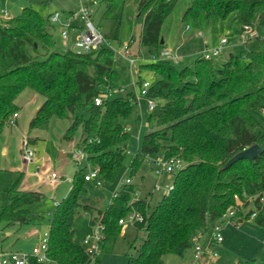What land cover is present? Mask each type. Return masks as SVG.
Listing matches in <instances>:
<instances>
[{
    "label": "trees",
    "instance_id": "16d2710c",
    "mask_svg": "<svg viewBox=\"0 0 264 264\" xmlns=\"http://www.w3.org/2000/svg\"><path fill=\"white\" fill-rule=\"evenodd\" d=\"M124 4L125 0H108L102 13L107 23L104 30L100 28L105 41L86 53L56 50L57 23L51 21V14L43 16L31 5L9 20L0 17V124L18 113L16 99L30 88L45 98L30 127L45 128L54 115L71 119L64 138L70 141L81 130L79 146L105 182H115L120 175L130 140L122 120L137 105L136 91L120 84L123 77L115 67L120 57L112 46V40L120 37ZM173 8L174 0H139L135 22L141 24L139 43L149 54L156 56L165 47L163 24ZM234 12H239V33L256 21L259 30L264 0H191L182 21L185 27L202 29L210 19H226ZM149 56L138 64L136 84L141 88L146 80L142 73H154L145 95L157 103L147 116L149 130L140 150L130 162L131 182L122 184L108 207L99 209L87 226L88 232L97 223L104 226L100 252L89 253L75 238L79 208L92 207L78 201L87 182L84 173L73 180L69 196L52 214L50 261L31 257L29 264H101L102 252L121 235L119 220L131 211L143 216L134 225L145 236L126 264H168L165 255H183L197 231H209L234 207L233 218L252 219L264 233L260 200L264 193V38L259 34L248 39L223 63L199 56L193 65L180 67V61ZM96 97L102 98L101 104L95 103ZM254 144L262 148L257 157L225 167L235 154ZM147 153L178 157L185 163L174 175L172 189L151 209L148 200L135 199L132 182ZM22 176L18 173L7 188L15 193L0 213L8 226L27 223L30 215L24 206L41 197L39 192L17 189ZM235 195L242 208L236 205ZM136 241L137 237L131 249ZM237 264L264 261L247 259Z\"/></svg>",
    "mask_w": 264,
    "mask_h": 264
},
{
    "label": "rangeland",
    "instance_id": "374dc122",
    "mask_svg": "<svg viewBox=\"0 0 264 264\" xmlns=\"http://www.w3.org/2000/svg\"><path fill=\"white\" fill-rule=\"evenodd\" d=\"M6 0H1L3 6ZM10 5V13H14L13 8H19L20 5H31L37 9L43 16L49 13L59 12L62 16H66L70 11L69 8L77 10L79 5L78 0H8ZM139 0H125L123 18L120 28V37L118 40H112V46L118 51H122L124 44L128 43L131 52L137 58V69L140 61H146L149 55V49L141 46L139 43V36L141 32V24L135 22V17L138 13ZM191 0H174V8L169 13L163 24L162 34L167 41L166 45H175L177 41L182 42V37L187 34L191 40V50L195 51L194 56L190 58H180V67L184 65H193L196 58L202 55L204 49L203 36H196L198 30H201L205 39L210 44L220 39V36H226L228 43L225 50L214 59L218 63H223L227 60L230 52H234L237 47L243 43L240 34L237 31L239 28V12L232 13L226 19L212 18L208 24L202 29H185L182 21V15L189 6ZM23 3V4H22ZM108 0H99V5L96 7L93 14V21L99 28L105 29L106 20L102 19V13L107 8ZM258 21L253 25L258 29ZM53 30L55 37V49L58 51H65L67 49L76 50L73 40L66 43L58 33V26ZM185 31V32H184ZM184 32V33H183ZM259 34L264 38V15L261 18L259 25ZM171 38V39H170ZM169 41V42H168ZM239 42V43H238ZM239 44V45H238ZM237 45V46H236ZM185 46V45H183ZM117 57H119L117 53ZM128 66V70L126 69ZM123 77L121 83L127 90H138V85H133V72L129 63L124 57L117 58V65L115 66ZM136 69V68H135ZM134 71V70H133ZM136 72V70H135ZM138 73V72H136ZM137 75V74H136ZM146 80L151 83L155 78L152 72H144ZM138 93V91H136ZM44 96L35 93L30 88H25L17 97L16 103L19 106L18 116L14 118L11 115L8 121L0 124V213L4 205L7 203L10 196L14 192L7 190L10 187L11 181L18 176V173L23 171L17 168L22 166L21 148L22 140L29 139L31 145L35 147L39 153L36 164H28L29 171L36 169L49 168L58 175V182L51 184L44 181L39 182V178L28 175L27 182L39 191L41 197L39 200L27 204L24 207L28 209L30 215V222L18 223L15 226L7 225V221L0 220V244L3 243L4 248L19 250L23 249L30 251L33 245L40 242L39 237H43L44 232L49 231L52 214L56 208L54 201H62L70 194L73 180L86 174L91 169V164L85 158L77 161L74 152H78L81 147L80 138L81 130L78 129L74 138L67 141L64 136L67 129L71 126V119L60 118L52 116L45 128H31L32 119L37 113V110L44 102ZM150 110L148 107V99L142 96L140 103L135 105L134 112L125 120H122L123 125L130 133V140L127 146V155L124 159L123 166L118 179L115 182L102 181L101 185H95L92 181H87L82 189L79 202L81 204H89L90 210H85L84 207L79 208V211L74 220L75 238L79 242H83L87 234V226L92 214L98 215L99 209L107 208L111 202L113 193L121 184L120 180L129 176L130 162L134 157L136 151L140 150L142 138L149 130L147 124V116ZM14 118L15 122H11ZM66 151V156L60 158V152ZM161 153L154 155L160 156ZM12 170V171H11ZM16 170V171H15ZM24 178V173L22 179ZM174 175L157 176L146 160L138 168L137 172L132 176V182L135 184V199H146L149 201L150 209L156 206L162 196L167 193L165 185L172 183ZM22 182V181H21ZM20 184L22 185V183ZM160 185L161 189L156 190L155 186ZM20 187V185H19ZM18 190L22 191V189ZM27 188L29 186L27 185ZM120 189V187H119ZM28 191V190H24ZM251 207V205L249 206ZM249 207L247 209H249ZM235 209L231 208L227 215L231 219L235 213ZM93 212V213H92ZM95 216V217H96ZM229 218L223 223L222 232L224 240L220 243H214L213 249L219 253L217 260L211 261V264H237L247 259H256L257 261H264V233L259 226H257L252 219H244L239 221L235 218L234 221L229 222ZM238 222V223H235ZM33 228L36 234H29L27 232ZM6 229H10L13 234V242L10 245V238L6 237ZM16 234V232H18ZM122 235H120L111 249H106L101 254V264H126L130 254H136V248L142 242L145 232L138 231L131 220L126 221V228L122 226ZM121 232V233H122ZM8 236V235H7ZM11 237V238H12ZM137 237L135 247L131 249L130 243ZM15 244V245H14ZM85 247V246H84ZM16 248V249H15ZM164 259L168 264H196L193 258V250L189 248L183 255L167 254Z\"/></svg>",
    "mask_w": 264,
    "mask_h": 264
},
{
    "label": "built area",
    "instance_id": "2783aa9c",
    "mask_svg": "<svg viewBox=\"0 0 264 264\" xmlns=\"http://www.w3.org/2000/svg\"><path fill=\"white\" fill-rule=\"evenodd\" d=\"M99 5V0H82L78 10L73 11L66 16H62L59 12L52 13L50 19L53 23L58 25V33L62 39L68 43L73 40V44L76 48L75 51L79 53H86L91 50L97 49L104 41L105 37L102 30L96 26L93 21V14L95 13L96 7ZM0 17L4 20H9L11 17L8 15L7 11L0 9ZM189 26L187 25V28ZM259 35V30L253 25H244L243 31L240 33V38L245 43L248 39L254 38ZM228 43V38L226 36H220L219 42L214 46H206L202 52V57L205 59H214L218 57L226 48ZM178 47H164L160 50L159 54L152 56L151 59H171L175 62H179L181 56L176 51ZM119 57L122 56L129 63L131 70L137 71V58L135 54L131 52V48L128 43L124 44L122 51L117 52ZM136 68V69H135ZM150 86L149 80H145L141 88H138V93L136 92L137 104L140 103L142 96L148 99L149 110H152L157 103V100L148 98L145 94ZM102 98L96 97L95 103L101 104ZM264 116V109H263ZM14 118L18 116L15 113ZM12 118L11 122H15ZM77 161L82 158L86 159V154L82 147L78 149V152H74ZM38 156L37 149L33 147L29 139L25 138L22 140L21 148V159L25 164H32L36 161ZM145 160L151 164V168L157 176L162 175H175L180 169L185 166L184 161L178 157L165 158L163 155L154 156L147 153L145 155ZM39 167L37 168L36 174H40ZM87 181H93L97 186L101 185L102 179L99 176V168L97 166L91 165V169L88 173L84 175ZM44 178L51 184H56L58 182V175L54 171L46 170L44 173ZM121 184L118 186L117 190L124 183H130L131 179L129 177L120 180ZM173 187V182L165 185L166 192H169ZM156 190H160V185L155 186ZM116 191L114 193H116ZM236 205L240 208L243 207V203L237 195ZM260 200L264 202V193L262 194ZM58 204V203H57ZM235 208V207H234ZM228 213V212H227ZM224 214L221 220L216 223L215 226L211 227L209 231H197L192 237V250L193 258L196 264H211V261L217 260L219 253L215 251L212 247L214 243H221L224 240V234L222 232L223 222L227 220L228 215ZM254 215V214H253ZM230 219V218H229ZM131 220L133 223L135 221L143 220V216L136 211H131L126 217L121 218L119 223L125 228L126 221ZM103 229L104 226L101 223H97L90 232H88L83 240V245L89 253L97 254L101 250V243L103 240ZM48 250V232H45L44 236L40 242L32 247L30 251L26 250H2L0 251V264H29L31 257H36L38 261L48 262L50 258L47 254Z\"/></svg>",
    "mask_w": 264,
    "mask_h": 264
},
{
    "label": "crops",
    "instance_id": "0c3cea01",
    "mask_svg": "<svg viewBox=\"0 0 264 264\" xmlns=\"http://www.w3.org/2000/svg\"><path fill=\"white\" fill-rule=\"evenodd\" d=\"M79 1V5L81 4V1L82 0H78ZM23 4V3H22ZM26 6H29V5H20L19 6V8H16V9H14L13 8V5H12V10L14 11V13H10V5H9V1L8 0H6L5 1V5L3 6V4L1 3V0H0V9H3V10H5V11H7V13H8V15L10 16V17H13V16H16V15H18L21 11H22V9L24 8V7H26ZM80 7V6H79ZM78 7V8H79ZM69 12H68V14L69 13H71V12H73V11H75V10H73V8H69ZM78 10V9H77ZM49 14H52V13H49ZM185 29H189V27L187 28V26H186V28ZM200 31L201 30H198V32H197V34H195L197 37L198 36H200V37H202L203 36V38H204V40H203V43H204V48L206 47V46H209V47H211V46H214V45H216L218 42H219V40L216 42V44H214V43H212V44H210V42H208L205 38L206 37H204V35H203V33L201 32L200 33ZM185 32V31H184ZM183 32V33H184ZM240 34V33H239ZM171 39V38H170ZM191 38L190 37H188L187 36V34L185 35V36H183L182 37V42L181 43H179V41H177L176 43H175V45H166L165 47H178V49L176 50L179 54H180V56H181V58H190V57H192V56H194L193 54L195 53V51H193V50H191ZM167 42V41H166ZM166 42H165V44H166ZM169 42V41H168ZM72 43H73V41H72ZM239 43V42H238ZM183 45H185V46H183ZM239 45V44H238ZM237 46V45H236ZM204 50V49H203ZM225 50V49H224ZM203 52V51H202ZM196 54V53H195ZM202 56V55H201ZM200 56V57H201ZM131 72H133L135 75H133V85L135 86V85H137L136 84V80H137V78H138V73H136L135 71H131ZM137 74V75H136ZM141 75H143L144 76V73H142ZM145 77V76H144ZM137 91V90H136ZM63 151H66L64 148H63V150L61 151V156H60V158H62V157H64V156H66V152H63ZM37 153H38V151H37ZM38 156H39V153H38ZM38 156H37V159H36V161L34 162L35 164H36V162H37V160H38ZM34 163H32V164H34ZM31 165V164H30ZM39 167V165H37L36 166V169L35 170H33V171H29V173L30 174H32L33 176H36V177H38L39 179V182H41V181H44L45 180V178H44V173H46V170L47 169H49V168H42V170H40L39 169V171H41L40 172V174H36V171H37V168ZM28 168H29V165H27V164H25V163H23L22 162V166L21 167H19V168H17L18 170H21V171H23V173H24V178L22 179V185L20 184V187H19V189H22V190H28V191H36V192H39L37 189H35V188H32L33 186H31L28 182H27V177H28V175H30V174H28ZM40 168V167H39ZM12 171V170H11ZM16 171V170H15ZM46 182H48L47 180H45ZM49 183V182H48ZM27 185L29 186V188H27ZM72 188V187H71ZM60 201H58V200H55L54 201V205L56 206L57 205V203H59ZM93 213V212H92ZM96 215L93 213L92 214V218H94ZM91 218V219H92ZM31 218H29V220H28V223L31 221L30 220ZM90 219V220H91ZM232 219H235V218H232ZM231 219V217H230V219H229V222H231V221H234V220H232ZM224 223V222H223ZM235 223H238V222H235ZM16 224H18V223H16ZM16 224H13L12 226H15ZM126 228V227H125ZM36 230L35 229H33V228H31L30 230H29V232H27V235H29V234H36V232H35ZM48 232V231H47ZM6 233H8L7 235L5 234V236L6 237H9L10 238V242H9V244L11 243L12 244V242H13V240H14V238L12 237L13 236V234L11 233V230L10 229H6ZM17 233H19V231L18 232H16V234ZM87 233H88V231H87ZM124 232H122L121 233V235L123 234ZM44 234H45V232H44ZM44 236V235H43ZM12 237V238H11ZM42 239V236L41 237H39V240H41ZM3 243H5V242H1V244H0V251H2V250H14V249H9V248H4L3 247ZM10 244V245H11ZM220 244V243H219ZM15 245V244H14ZM36 245V244H35ZM34 246V245H33ZM16 249V248H15ZM19 250H23V249H19ZM220 257V256H219ZM219 259V258H218Z\"/></svg>",
    "mask_w": 264,
    "mask_h": 264
},
{
    "label": "water",
    "instance_id": "95a60500",
    "mask_svg": "<svg viewBox=\"0 0 264 264\" xmlns=\"http://www.w3.org/2000/svg\"><path fill=\"white\" fill-rule=\"evenodd\" d=\"M261 149L262 148L258 144L251 145L243 149L242 151L238 152L231 159H229V161L225 164V167H229L230 165H232L233 163H235L237 160L240 159L246 158L249 160H253L260 153ZM60 156H61V152H60Z\"/></svg>",
    "mask_w": 264,
    "mask_h": 264
}]
</instances>
